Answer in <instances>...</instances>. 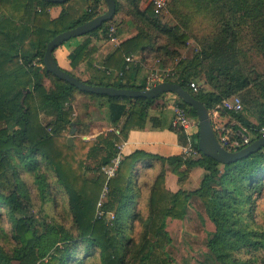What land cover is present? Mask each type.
<instances>
[{"label": "trees", "instance_id": "16d2710c", "mask_svg": "<svg viewBox=\"0 0 264 264\" xmlns=\"http://www.w3.org/2000/svg\"><path fill=\"white\" fill-rule=\"evenodd\" d=\"M71 1L55 4L43 0H0V124H5L0 128V218L4 215L9 221L6 236L13 245L9 250L0 247V264H87L90 261L169 264L171 260L165 249L171 239L165 220H183L190 200L195 197L204 204L215 228L206 245L212 264H264V222L257 221L255 216L257 201L264 194V147L246 158L222 165L197 150V126L189 135L196 156L163 158L136 151L120 157L115 177L107 181V200L98 207L102 214L96 217L104 180L98 177L89 182L83 172L71 167L72 148L64 139L66 131L75 125L70 120L75 92L104 99L107 120L116 128L108 131L105 137L99 135L94 142L82 144L89 147L87 157L103 153L99 168L111 165L119 156V147L131 130L145 128L148 109L157 105L164 95L156 99L96 96L78 91L45 70L42 58L47 43L58 34L100 15V5L104 4L103 0H87L85 10L78 12ZM114 1V17L84 36L87 39L66 57V66L56 59L57 49L53 51L61 70L81 80L72 71L83 64L93 66L97 53L88 37L109 39L110 25L117 15L123 14L135 27L136 34L122 41L105 59L102 73L96 71L98 76L81 81L94 86L144 90V82L136 83L138 67L126 69L125 58L141 53L145 61L153 56L165 67L171 64L172 82L187 90L208 111L223 99L238 97L242 110L234 117L255 133L252 142L261 138L264 75H255L252 79L239 75L236 59L231 55L234 51L231 43L222 41L189 60L184 59L180 57V50L184 49L188 36L180 32L178 26L163 25L151 5L141 7L143 0ZM207 1L210 6H217L222 21H251L259 36L258 49L264 57V0ZM65 5L59 17L50 19L48 7ZM238 25L223 23V27L231 30ZM224 34L228 36V32ZM203 62H207L205 67ZM105 69L121 73V76H107ZM130 71L135 73L132 82ZM202 72L204 84L211 85V91L202 89ZM45 80L50 82V88L45 87ZM192 82L198 85L196 93L190 89ZM179 102L195 120L194 111ZM164 105V102L158 103L159 107ZM40 112L52 117L51 122L43 124ZM15 159L23 166L13 163ZM41 163H45L47 171H42ZM196 167L205 171L197 190L187 193L181 189L175 192L167 189V170L181 186ZM154 169L158 171L147 199L148 215L143 219L137 211L140 192L132 180H136L142 170L152 172ZM49 172L56 176L68 198L73 226L67 229L43 211H38L39 215L34 213L30 188L21 177V174H29L42 202H53L46 199L50 195ZM108 213H113L110 222L106 221ZM135 223L145 228L143 236L141 232L137 239L132 235ZM0 234L5 236L1 225Z\"/></svg>", "mask_w": 264, "mask_h": 264}, {"label": "rangeland", "instance_id": "374dc122", "mask_svg": "<svg viewBox=\"0 0 264 264\" xmlns=\"http://www.w3.org/2000/svg\"><path fill=\"white\" fill-rule=\"evenodd\" d=\"M167 1V10L163 14L157 16V18L163 25L169 27L178 26L180 32L187 34L188 41L184 49L180 50V57L189 60L196 53H202L206 49H212L216 44L226 41L227 43H231L234 48V51H231V55L236 59V72L239 75H243V77L249 79H252L255 75H264V57L258 49L259 36L251 21L247 23L239 21H222V17L218 15L219 10L216 8L217 6H210L207 0ZM86 2L87 0H73L70 4L76 6L78 12H83L86 8ZM141 3H144V6L149 5L148 0H143ZM123 9L124 6H122V10ZM121 16L123 15H117L112 23L115 28L118 23L117 21H121ZM224 22H229L230 24L235 22L239 23V25L236 27L232 26L233 28L231 30L230 28L223 27ZM225 31L228 32V36L224 34ZM232 32L234 33L233 37ZM134 33L136 34L135 30ZM69 41L73 40L71 39ZM142 63L144 65L142 71H138V74H136L137 84L140 82H147L149 77L154 80L153 77L157 73L172 70L171 64L165 67L153 56L142 61ZM206 63L207 62H203V67H205ZM78 75L81 80H89V77H87L85 73ZM200 79L202 82L200 84L203 85L202 89L204 91H211L212 86L204 84L205 77L203 72L200 75ZM149 82L151 81L149 80ZM44 85L46 88H50L51 86L49 81ZM167 97L168 95H164L162 100L167 99ZM71 108L70 120L75 124L73 126L74 133L71 134V129H68L64 135L66 141L68 138L72 137V145H70V147L72 148L73 161L71 162V167H73L76 172H83V177L89 182L96 181L98 177L104 180L97 202V209L95 211L96 217H99L102 213L98 211V207L107 200L108 196L107 181L109 179L105 171L109 166L99 168V161L103 153L97 152L87 157L89 147H84L82 144L94 142L99 135L105 137L108 131L116 130V128L112 127L107 121L104 99L92 98L75 92ZM40 119L43 124H46L52 117L44 112H40ZM250 121L254 122L252 118ZM2 127H5V124L1 123L0 128ZM7 127L10 129V126ZM36 160L40 161L39 158ZM13 163L19 164L16 159L13 160ZM40 165L42 171H47L45 169V163H41ZM18 166L22 167L23 165L19 164ZM157 171V169H154L152 172L150 170H142L139 176L135 178L136 180H134V178L132 180L131 178L134 185L136 184V189L140 192L137 201V211L143 219L148 215L147 199L150 186ZM115 173L116 170L110 179L115 177ZM21 177L30 188L34 204V213L39 215L38 211H43L48 214V216L54 218L57 224L63 225L66 229L73 226L72 215L68 208L67 195L63 188L57 183V178L53 173L49 172L47 183L50 195L46 198L52 199L53 202H42L39 191L35 189L34 180L29 174H21ZM172 178L175 180L177 179L167 170L165 186L167 184V189L174 192V190H172L174 186V180ZM11 183H13V181H11ZM255 216L257 221L264 222V194L257 201ZM112 219L113 213H108L106 215V221L110 222ZM165 223L166 231L171 239L170 245L165 249L171 260L169 264H212L211 261H209V253L206 245L210 233H213L215 228L206 214L204 204L199 198L195 197L190 200V206L186 209V215L183 220L166 219ZM0 225L3 227L5 233V236L0 234V247L9 250L13 246L10 237L6 236V233L10 229V224L4 215L0 218ZM133 231L134 233L132 235H135L137 239L140 237L141 232L143 236L145 228L141 224L135 223ZM150 236L149 238H152ZM88 263L98 264L96 261H90Z\"/></svg>", "mask_w": 264, "mask_h": 264}, {"label": "crops", "instance_id": "0c3cea01", "mask_svg": "<svg viewBox=\"0 0 264 264\" xmlns=\"http://www.w3.org/2000/svg\"><path fill=\"white\" fill-rule=\"evenodd\" d=\"M73 1V0H72ZM77 1V0H74ZM65 6H52L46 9L50 19H56L59 17L61 12L65 9ZM142 8H145L144 3L141 4ZM105 11V4L100 5V13ZM123 15V14H122ZM119 16V15H118ZM121 21L118 25L119 34L116 35L115 39H100L98 37H88L91 40V45H94L97 48V53L94 56L95 63L93 66H88L83 64L77 69L73 70L72 73L77 77H80L78 74H86L87 77L95 78L98 72L103 71L104 67L102 63L105 59L119 46V44L134 36L135 27L133 24L128 21V19L123 15L120 17ZM117 23V24H118ZM136 32V30H135ZM87 37H80L72 39L55 51V57L62 66L67 65L66 57ZM142 54L138 53L135 56H130L133 60L132 63H127V68L138 67L139 71H142L144 67L142 63ZM112 74H115V71L106 70ZM140 73V72H139ZM134 72L130 71L129 79L130 82L134 80ZM106 75V74H105ZM87 80V79H83ZM48 80H45V83ZM137 83V82H136ZM142 83V82H140ZM139 83V84H140ZM162 101L165 103L164 107H159L158 103L162 104ZM105 109L107 111V106L105 102ZM147 120L145 123V128L143 130H131L126 140L119 147V157L128 156L136 151H141L149 155L160 156L163 158L173 157V156H183L185 157L189 146L191 145L190 136L195 132V128H191L189 132H185L176 126L173 122V115L170 106L166 103V99L159 100L157 105L150 107L147 111ZM108 121V120H107ZM109 123V121H108ZM205 174L204 169L196 167L189 172L187 179L181 186L177 185V181L172 178L174 192L181 189L187 193L195 191L199 188L203 176ZM168 182V178H167ZM169 184V182H168ZM167 186V184H166ZM171 189V188H170Z\"/></svg>", "mask_w": 264, "mask_h": 264}, {"label": "water", "instance_id": "95a60500", "mask_svg": "<svg viewBox=\"0 0 264 264\" xmlns=\"http://www.w3.org/2000/svg\"><path fill=\"white\" fill-rule=\"evenodd\" d=\"M47 3L62 4L67 0H43ZM105 11L90 21L81 24L73 29L67 30L51 39L47 45L42 58L45 70L54 75L57 79L66 82L71 87L80 92L93 94L96 96L125 97L130 99H156L163 95L172 94L183 104L191 108L196 116L198 131L197 150L204 157H208L222 165H229L251 154H255L264 147V136L255 140L245 148L236 152L225 151L216 141L212 131V125L207 108L180 85L171 81H165L144 90L115 89L112 87H102L88 85L76 77L61 70L53 57V51L71 39L84 37L110 21L115 15V1L103 0ZM74 125L71 134L74 133ZM68 145H72V137L67 140Z\"/></svg>", "mask_w": 264, "mask_h": 264}, {"label": "built area", "instance_id": "2783aa9c", "mask_svg": "<svg viewBox=\"0 0 264 264\" xmlns=\"http://www.w3.org/2000/svg\"><path fill=\"white\" fill-rule=\"evenodd\" d=\"M148 2L152 7V11L155 16H159L167 10V0H148ZM115 37L116 28L111 24L108 29V38L114 40ZM125 62L132 63L133 60L131 57H126ZM105 74L107 76L112 75L108 71H105ZM113 76H121V73H115L113 74ZM149 78L147 82L145 81V89H148L165 81L172 82V80L174 79V72L173 70L162 71L161 73H157L156 75H154V80ZM149 80L151 82H149ZM189 86L194 93L198 91V85L194 82L190 83ZM167 95L168 97L166 99V103L171 108L174 124L185 132H189L191 128H196V121L188 116L187 109L181 106L179 99L172 94ZM241 110L242 105L240 99L233 96L223 99L212 110L208 111L210 122L212 125V131L214 133L216 141L227 152L239 151L251 144L252 139L255 138V133L248 129L246 126L242 125L240 121L234 117V115L239 114ZM259 133L261 134V137H263L264 129H260ZM186 154V156L197 155V153L193 150L192 145L189 146ZM120 160L121 158L117 156L105 171L108 179H110L114 175V172L118 167Z\"/></svg>", "mask_w": 264, "mask_h": 264}]
</instances>
